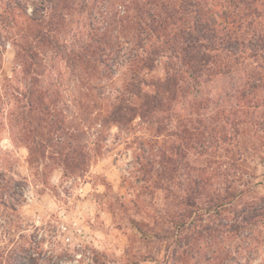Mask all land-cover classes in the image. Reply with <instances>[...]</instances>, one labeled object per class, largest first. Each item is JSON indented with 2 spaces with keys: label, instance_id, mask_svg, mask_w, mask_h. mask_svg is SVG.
<instances>
[{
  "label": "rangeland",
  "instance_id": "obj_1",
  "mask_svg": "<svg viewBox=\"0 0 264 264\" xmlns=\"http://www.w3.org/2000/svg\"><path fill=\"white\" fill-rule=\"evenodd\" d=\"M32 1L0 0V264H264V229L198 245L189 238L185 254L172 255L179 213L190 235L264 197V81L238 110L244 69L221 65L200 84H186L168 127L163 115L109 122L130 78L125 56L116 63L104 46L82 51L78 42L91 44L93 29L110 27L122 7L80 0L71 9L61 0L44 17L49 22L36 25ZM112 28L111 39L123 40L118 23ZM160 77L158 63L145 75ZM151 141L181 144L187 153L162 182L157 167L145 165L157 159ZM194 178L227 210L218 216L214 207L193 213L181 205ZM255 238L260 250L249 252Z\"/></svg>",
  "mask_w": 264,
  "mask_h": 264
},
{
  "label": "trees",
  "instance_id": "obj_2",
  "mask_svg": "<svg viewBox=\"0 0 264 264\" xmlns=\"http://www.w3.org/2000/svg\"><path fill=\"white\" fill-rule=\"evenodd\" d=\"M79 1L68 0L63 8L73 9L74 6H79ZM106 1L112 6H121L122 13L117 11L111 16V26L104 27V30L94 28L92 23L97 37L90 39L91 44L79 41L78 48L84 51L88 45L104 46L103 51L107 50L109 58L116 63L121 54L122 57L125 56L122 62L129 67L130 78L124 93L117 96L112 103L109 122L125 125L136 116L146 118L147 115H163L168 127L172 120L174 102L183 94L186 84H200L206 77L215 74L221 65L239 66L244 69L236 94L238 110L249 107L250 99L261 90V83L264 81V0ZM59 2L61 0L32 1L36 8L32 10L31 20L36 25L41 22L48 23L44 17L54 12ZM116 23L124 32L121 35L124 39L121 41H113L106 33V30H115L116 28L111 27ZM62 43L65 45V42ZM77 56L79 60L85 59V53ZM157 63L163 66V77L148 81L145 75L152 71ZM142 70L145 71L141 73ZM239 103L244 106L240 108ZM186 133V129L179 131L181 141L186 140ZM219 136L222 139L223 133H219ZM148 144L151 145L150 151L155 150L157 159L148 158L145 165L157 167L155 174L159 181L170 177L168 168L173 166V163L176 165V171L184 166L183 161L187 155L184 145L167 143L162 146L156 141ZM144 173L147 175V169ZM160 188L169 190L165 185ZM218 200L219 197L206 195L205 186L199 178H194L188 189L179 197L180 204L185 208L190 207L193 213L214 207L213 211L219 216L221 211L227 209L224 202ZM233 213L232 220L219 216L215 227L212 223L196 225V230L190 235L186 233L189 227H186L183 212L179 213L177 217H180L181 221H177L179 224L172 255H178L179 258L185 254L182 248L189 238L198 245L203 237L207 238V242L212 238L228 236V233L251 237L260 235L264 229V197L254 203L241 204ZM198 220L201 221L200 218ZM257 239L250 243L252 246H246L249 252L260 250ZM215 252L212 250V256ZM178 262H181V259Z\"/></svg>",
  "mask_w": 264,
  "mask_h": 264
}]
</instances>
